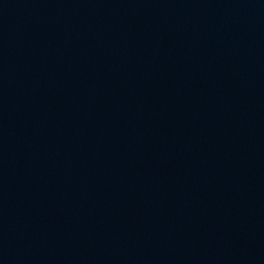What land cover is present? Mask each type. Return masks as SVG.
Segmentation results:
<instances>
[{"label": "water", "instance_id": "obj_1", "mask_svg": "<svg viewBox=\"0 0 264 264\" xmlns=\"http://www.w3.org/2000/svg\"><path fill=\"white\" fill-rule=\"evenodd\" d=\"M0 264H264V0H0Z\"/></svg>", "mask_w": 264, "mask_h": 264}]
</instances>
